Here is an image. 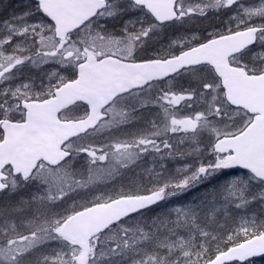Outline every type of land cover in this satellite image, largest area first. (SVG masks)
I'll return each instance as SVG.
<instances>
[{"label":"snow or ice","instance_id":"obj_1","mask_svg":"<svg viewBox=\"0 0 264 264\" xmlns=\"http://www.w3.org/2000/svg\"><path fill=\"white\" fill-rule=\"evenodd\" d=\"M146 157L194 163L117 184ZM0 194V264L264 257L247 211L264 205V0H32L0 29Z\"/></svg>","mask_w":264,"mask_h":264},{"label":"rangeland","instance_id":"obj_2","mask_svg":"<svg viewBox=\"0 0 264 264\" xmlns=\"http://www.w3.org/2000/svg\"><path fill=\"white\" fill-rule=\"evenodd\" d=\"M1 22H3V18H5V14L3 11V6L1 8ZM0 22V23H1ZM144 116H146L147 118H151L152 113L147 112L144 114ZM144 125V120L143 119H138L137 122L125 129H123V133H129V132H133L135 131L137 128L142 127ZM175 160L173 162H168L166 160L160 161L159 163H157V161L154 163L152 161V159L150 157H146L144 158L139 167H136L134 169L128 170L125 172L124 176L122 177L121 180L117 181V184L119 183H129L130 181H132L133 179H137L138 178V174H143V169L145 168H155L157 172H162L165 176L170 174V173H174L175 170L178 167H183L185 164H193L194 161L192 158H180V157H176ZM164 165V168L161 169L160 168V164ZM229 176H225V175H218L215 178H212L210 181L205 182L204 184L199 185L196 188H192L189 191L177 196V197H173L171 198L170 201L167 202H162L161 206L158 208H155L153 212H149L146 213L147 216H152V215H156V214H163L165 212L168 211V209L174 207V206H179L182 204H185L189 201H193L196 200L197 202L199 197H201L203 195V193L206 191V189L211 188L213 186H217L219 184L224 183L227 179H229ZM258 191V189L256 190ZM0 197H2V194L0 195ZM217 207H220V205H217ZM249 214L255 213L257 215H264V205H262L259 201H255L253 203H251L247 209ZM240 213V210L235 209L234 207L229 209V215L230 216H235L238 215ZM220 221H222L223 223L225 222V220L227 219L224 216V209L222 207H220V212L217 216V219H221ZM254 260V264H264V259L262 260H257V259H253Z\"/></svg>","mask_w":264,"mask_h":264},{"label":"flooded vegetation","instance_id":"obj_3","mask_svg":"<svg viewBox=\"0 0 264 264\" xmlns=\"http://www.w3.org/2000/svg\"><path fill=\"white\" fill-rule=\"evenodd\" d=\"M32 0H0V12L1 8L3 6V11L5 14V18H3V22L6 20H11L14 16H20L22 15L25 11L28 10V8L31 5ZM1 14H0V22H1ZM31 19V18H29ZM227 19L226 16H221L220 19H217L215 17H210L208 20H199L194 22L191 25H188L186 27H190L194 30H202L204 28H209L211 29L212 26L220 27L222 20ZM3 22L0 23V29L3 27ZM206 34V33H204ZM174 37V30H169L166 34H161L160 37H158V43L150 42V49L152 47L159 48L162 44L166 45L171 38ZM146 112L143 113V115ZM153 114V113H152ZM164 160L168 162H173L175 160H172L171 158H165ZM160 160H157V163H159ZM1 195V194H0Z\"/></svg>","mask_w":264,"mask_h":264},{"label":"water","instance_id":"obj_4","mask_svg":"<svg viewBox=\"0 0 264 264\" xmlns=\"http://www.w3.org/2000/svg\"><path fill=\"white\" fill-rule=\"evenodd\" d=\"M253 259L262 260V259H264V257H256V258H253Z\"/></svg>","mask_w":264,"mask_h":264},{"label":"trees","instance_id":"obj_5","mask_svg":"<svg viewBox=\"0 0 264 264\" xmlns=\"http://www.w3.org/2000/svg\"><path fill=\"white\" fill-rule=\"evenodd\" d=\"M218 220V223H223L222 221H220V220H222V218L221 219H217Z\"/></svg>","mask_w":264,"mask_h":264}]
</instances>
